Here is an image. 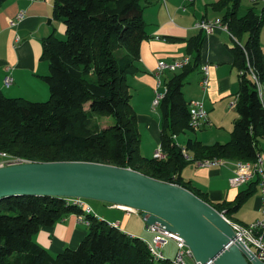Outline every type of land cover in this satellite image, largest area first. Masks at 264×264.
Wrapping results in <instances>:
<instances>
[{
	"label": "trees",
	"instance_id": "16d2710c",
	"mask_svg": "<svg viewBox=\"0 0 264 264\" xmlns=\"http://www.w3.org/2000/svg\"><path fill=\"white\" fill-rule=\"evenodd\" d=\"M4 1L0 0V6ZM142 1H53V17L62 20L65 36L60 39L51 33L43 39L42 57L49 67L43 77L48 99L31 101L8 97L0 91V150L25 161H92L130 168L186 188L229 219L255 192L258 180L246 183L247 187L232 201L209 202L204 193L182 179L181 170L203 159L253 161L261 151L264 102L257 95L252 73L264 83L259 45L264 8L260 14L249 8L239 16L241 0H218L213 4L226 7L220 21L232 36L237 39L247 34L244 43L236 42L231 49L238 70V118L231 138L211 145L192 138L184 145L174 140L177 134L194 130L189 126V100L182 87L186 77L201 66L200 30L186 40L190 62L171 72L156 106L163 157L147 158L140 154V134L128 83V77L139 71V47L147 37ZM96 114L111 116L112 123L98 127L92 122ZM70 212L85 214L88 222L87 232L76 248L65 247L51 254L32 240L41 227L51 226ZM157 263L144 240L92 213H84L63 197L18 195L0 199V264Z\"/></svg>",
	"mask_w": 264,
	"mask_h": 264
},
{
	"label": "crops",
	"instance_id": "0c3cea01",
	"mask_svg": "<svg viewBox=\"0 0 264 264\" xmlns=\"http://www.w3.org/2000/svg\"><path fill=\"white\" fill-rule=\"evenodd\" d=\"M54 0H5L0 6V91L8 97H21L31 101H44L48 97V87L43 77L48 74V61L42 57L43 39L53 33L62 39L65 26L61 19L53 17ZM218 0H143V20L147 37L139 47V71L128 77L131 102L138 113L139 120L146 122L157 136V127L153 119L152 108L158 79L159 92L164 89V82L171 76L169 71L157 70L158 61L172 62L187 54L186 40L196 36L200 31L194 25L202 19L222 18L226 7L214 6ZM253 3V5L251 4ZM242 4V12L239 11ZM230 5H227V8ZM237 14L244 15L249 8L257 14L264 8V0L252 2L242 1ZM18 13L23 17L15 25L10 22ZM247 34L239 38L232 37L222 28H215L210 33H204L200 48L199 63L208 66V84L203 90L199 84L200 69L190 74L195 85L189 89L187 100L199 99L207 112V120L197 130L213 128L214 117L221 111H230L229 103L234 100L238 90V70L233 65L231 49L234 43H244ZM259 45L264 61V21L259 30ZM9 73L13 79L9 86H4L2 79ZM189 74V75H190ZM188 75V76H189ZM186 77V79L188 78ZM187 80H185V83ZM264 88V83L261 84ZM183 91V87H182ZM184 94V93H183ZM152 110V111H151ZM195 131V129H194ZM179 145H184L177 141ZM259 141L263 153L264 140ZM223 143V142H221ZM233 161L223 165L201 167L189 163L181 170V177L189 185L206 195L209 202L232 201L237 193L247 185L231 187L228 178L232 174ZM253 180H256L254 177ZM91 213L98 219L116 224L123 232L150 241L152 233L147 230L140 212L133 209L118 208L113 204L89 202ZM79 213L70 212L57 220L51 226L41 227L32 235V240L46 248L51 254L62 251L65 247L74 249L87 232L86 224L78 221ZM259 186L243 204L231 214L232 221L248 224L260 218ZM165 258H171L176 253L174 241H168L161 248ZM163 264V263H157Z\"/></svg>",
	"mask_w": 264,
	"mask_h": 264
},
{
	"label": "water",
	"instance_id": "95a60500",
	"mask_svg": "<svg viewBox=\"0 0 264 264\" xmlns=\"http://www.w3.org/2000/svg\"><path fill=\"white\" fill-rule=\"evenodd\" d=\"M95 199L140 212L146 227L180 236L201 264H264L235 239L230 224L186 188L130 168L92 161H24L0 166V199Z\"/></svg>",
	"mask_w": 264,
	"mask_h": 264
},
{
	"label": "built area",
	"instance_id": "2783aa9c",
	"mask_svg": "<svg viewBox=\"0 0 264 264\" xmlns=\"http://www.w3.org/2000/svg\"><path fill=\"white\" fill-rule=\"evenodd\" d=\"M189 1V0H187ZM256 2L257 0H249ZM22 13H18L14 20L10 22L11 25H15L20 19H22ZM197 29L204 33H210L215 28H222L227 30L226 24L222 23L219 18L215 19H205L202 18L198 20L195 25ZM230 34V33H229ZM231 35V34H230ZM232 36V35H231ZM234 37V36H232ZM190 62V57L187 55L181 58L175 59L172 62L158 61L157 70L173 72L181 69L183 66ZM201 78L199 84L204 90L208 84V66L207 64H202L200 66ZM252 78L256 83V90L259 99L264 102V88L261 83L257 80L256 76L252 73ZM13 79L9 73L4 75L2 82L4 86H9ZM160 86V80L158 79L154 98L152 100V108L156 109L159 99L163 96L164 89L162 92L158 91ZM237 97L229 103V106L233 107L235 105ZM207 120V112L203 107V102L199 99H191L188 104V122L189 126L193 129L200 128ZM156 158H162L163 154L161 149L155 151L154 156ZM20 158H15L10 156L8 153L0 150V166L14 163V162H24ZM227 161L219 158L203 159L197 161L196 164L201 167H211L223 165ZM232 164V174L228 178V183L231 187H238L240 185L246 184L256 177L259 186V199H260V218L248 223L240 224L236 221H232L223 217L230 224L234 231L235 239L239 241L243 246H245L254 256L264 263V168H263V153L257 152L253 161H241L236 160L231 162ZM66 202L73 205L81 207L84 213H91V209L86 205L83 198L80 197H64ZM118 208H123L122 206L114 205ZM78 221L88 224L87 220L83 216L78 217ZM147 230L152 233V238L150 241H145L150 256L154 262L165 263V264H201L200 262L194 261L190 249L185 245L183 239L177 234L170 232L168 230L160 228L158 225H149ZM174 241L176 245V253L171 258H165L161 252V248L167 244L168 241Z\"/></svg>",
	"mask_w": 264,
	"mask_h": 264
},
{
	"label": "rangeland",
	"instance_id": "374dc122",
	"mask_svg": "<svg viewBox=\"0 0 264 264\" xmlns=\"http://www.w3.org/2000/svg\"><path fill=\"white\" fill-rule=\"evenodd\" d=\"M242 3H245V0H241ZM253 5V3H251ZM242 4L240 6L239 11L242 12ZM65 34L62 36L64 38ZM193 77L191 74L186 79L187 82L183 85V95L185 98H188L189 96V89H192L193 85H195L193 81ZM236 96H233V99H235ZM48 97L45 99L47 100ZM44 100V101H45ZM133 104V103H132ZM87 105H85V108ZM134 107V106H133ZM135 110V108H134ZM152 111V110H151ZM136 112V110H135ZM141 115V114H140ZM138 113L136 112V118H137V126H138V132L140 134V142H139V150L140 154L151 158L154 156V153L156 150L160 148V117L158 109H155L152 111V114H148L147 116L154 120L156 127H157V136H154V133L152 129H150L146 122L140 121ZM238 118V113L236 110V107L232 108L230 111H226L225 113L223 111L219 112L215 117L214 120H211L213 123V128L210 130H186L185 133H179L177 134V141L180 143H184L186 139L192 138L199 140L202 144L211 145L215 142H227L231 138V131L233 127L234 121ZM92 122H96L98 124V127H105L108 124L112 123V117L111 116H99V115H93L92 116ZM262 143V140H260ZM264 144V143H263ZM85 203L88 204L89 202H99L102 204H105L106 202L95 200V199H84ZM229 219H232L230 216Z\"/></svg>",
	"mask_w": 264,
	"mask_h": 264
},
{
	"label": "bare ground",
	"instance_id": "6f19581e",
	"mask_svg": "<svg viewBox=\"0 0 264 264\" xmlns=\"http://www.w3.org/2000/svg\"><path fill=\"white\" fill-rule=\"evenodd\" d=\"M125 208V207H124ZM125 209H127V208H125Z\"/></svg>",
	"mask_w": 264,
	"mask_h": 264
}]
</instances>
